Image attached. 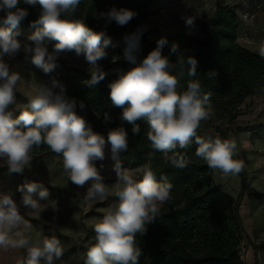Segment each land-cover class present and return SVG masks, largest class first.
<instances>
[{"label": "clouds", "instance_id": "clouds-1", "mask_svg": "<svg viewBox=\"0 0 264 264\" xmlns=\"http://www.w3.org/2000/svg\"><path fill=\"white\" fill-rule=\"evenodd\" d=\"M23 3L40 8L39 17L32 25L35 30L27 37L31 44H22L17 39L19 25L28 16V10L19 6L20 0H0V13H3L0 15V160L7 164L9 172L22 174L30 165L32 149L44 144L63 157V169L72 184L78 187L89 184L83 197L85 203L117 197V202L109 205L94 225L95 244L87 250L85 264H138L141 250L136 246V234L146 232V225L170 199L172 184L163 177L157 181L150 165L143 167L140 179L134 178L123 168L120 159V154L128 149L125 128L110 129L107 138L94 132L84 117L77 114L75 100L66 96L64 86L55 78L48 84L41 83L26 106L16 104L15 94L22 76L10 71L3 59L4 55L15 54L23 47L25 53L31 54L32 63L48 74L55 69L61 53L74 52L77 57L83 56L92 69L91 78L83 83L94 86L105 77L99 61L106 58L105 49L109 45L115 46L112 38L104 31H93L82 21L71 19L81 0H23ZM100 15L125 26L136 13L113 7ZM194 20L195 17H185L187 26H193ZM142 31L138 28L123 36L124 57L134 67L109 84L112 104L122 109L121 119L133 125L134 134L140 132L136 122L146 121L151 147L161 151L173 167L187 166L175 149L187 148L194 140L196 155L209 168L224 175L239 173L242 162L233 159L235 141L197 135L201 121L213 115L211 106L205 107L210 94L203 93L197 79H189L183 90L180 84L185 74L196 76L197 59L181 55L172 63L163 54L168 42L161 37L156 47L137 63ZM49 42H55L51 52L47 47ZM177 48L173 43L171 51L176 52ZM259 55L264 57V43L259 47ZM12 105L19 111L18 116L14 117L10 110ZM80 107H84L83 102ZM106 143L110 145L112 169L117 177L114 190L104 183L95 163L105 158ZM17 191L22 194L23 206L32 210L39 208L40 201L50 195L39 182L25 183ZM21 224L30 227L12 195L0 194V248H25L24 264L42 261L53 264L62 257L63 248L55 236L45 238L42 244H32L20 231L15 232L19 239L11 238L12 229Z\"/></svg>", "mask_w": 264, "mask_h": 264}, {"label": "trees", "instance_id": "trees-1", "mask_svg": "<svg viewBox=\"0 0 264 264\" xmlns=\"http://www.w3.org/2000/svg\"><path fill=\"white\" fill-rule=\"evenodd\" d=\"M171 1L81 0L71 19L82 21L93 31L106 32L115 46L109 45L105 49L107 56L101 67L105 72L103 80L94 86L78 85L65 93L68 98L75 100L77 114L84 117L94 132L107 138L110 129L121 126L125 128L128 133V149L120 154L123 168L143 169L150 165L157 181L163 177L172 184L170 199L160 207L154 220L146 225V232L136 234V246L141 250L138 264H246L242 259V249L247 237L240 217L243 193L234 200L214 183L213 169L196 155L197 144L194 140L187 148L175 149L187 166L173 167L165 161L161 151L151 147L147 139V122L138 120L136 123L140 132L134 134L133 125L121 119L122 109L114 106L110 99V88L106 83L117 80L120 74L134 67L124 57L123 36L138 28L143 29L137 54L139 63L156 47L158 41L150 40L147 31L152 6ZM19 6L26 8L29 13L19 28H34L33 22L40 13L39 5H26L20 0ZM113 7L133 10L136 16L127 25L119 26L115 21L109 22L100 15ZM198 29L199 34L196 36L177 33L166 37L168 43L162 51L172 63H176L181 55L197 59L196 76L185 74L180 82L183 90L189 79H197L203 93L210 94L205 107L210 105L213 115L201 121L197 135L205 138V133L213 127L216 119L226 118L225 125L217 130L222 140L235 141L236 153L238 143L230 133L240 134L252 130L253 124L240 125L236 121L242 114L239 109L247 99L264 96V57L239 44L241 19L237 7L223 0H217L213 16L200 22ZM173 43L178 45L176 52L171 51ZM81 102L83 108L80 107ZM263 117L264 112L257 121ZM48 153L54 152L47 145L41 144L34 147L30 154L39 156ZM240 174L245 186L246 174ZM141 177L142 174L138 179ZM87 236L89 246L79 264H85L86 252L95 244L94 226L88 230ZM254 255L257 263L256 249Z\"/></svg>", "mask_w": 264, "mask_h": 264}, {"label": "rangeland", "instance_id": "rangeland-1", "mask_svg": "<svg viewBox=\"0 0 264 264\" xmlns=\"http://www.w3.org/2000/svg\"><path fill=\"white\" fill-rule=\"evenodd\" d=\"M226 4L242 5L234 0H223ZM217 0H173L171 2L155 3L152 6V15L147 20V31L149 39L154 41L161 37H169L177 33L198 35V25L213 16ZM264 0L257 4L248 6L249 11L254 14L251 20H241V31L239 44L243 47L259 53V47L264 43V8L260 6ZM245 8V7H244ZM2 15V13H0ZM195 17L194 25L187 26L185 17ZM34 28H18L20 35L17 37L23 43L31 44L27 37ZM49 42L47 47L52 51L53 44ZM4 61L9 65L10 71L21 74L22 80L18 84L15 94L16 104L26 106L28 98L35 94L41 83L48 84L55 78L65 88V92L91 78L90 66L83 56L77 57L74 52L61 53L56 59V67L51 73H44L36 67L31 60V54L25 53L23 47L15 54H6ZM100 68L103 59L99 61ZM113 82L109 80L106 84ZM58 91V89H57ZM13 115L18 116L19 111L15 105L10 106ZM243 112L236 123L240 125L259 123L257 120L264 112V96L258 95L247 102L245 107L239 109ZM255 119V120H254ZM226 118H218L214 125L205 133L207 136L219 137L218 128L225 125ZM246 132L230 134L238 143V149L234 155L235 160L242 162L240 172L246 174L245 186L239 173L224 175L220 170L213 169V180L221 186L224 193L234 200L243 193L240 217L244 226L246 239L242 249V259L246 264H264V150L251 147V136ZM105 158L98 161L96 166L100 169L104 183L114 190L117 177L112 169L110 145L106 144ZM30 165L24 169L22 174L9 172L7 164L0 160V194L12 195L16 201L20 215L30 227L25 228L23 224L12 229L11 238L16 231L23 233L32 244L40 242L45 238L55 236L59 239L63 248V255L53 264H79L89 246L87 232L104 215V210L111 204L117 202V197L109 196L104 201L84 202V194L89 187L86 184L78 187L67 179L63 169V157L55 153L39 156L31 155ZM103 165V167H101ZM126 169V168H125ZM134 178L138 179L142 169H128ZM42 183L49 192L46 200L40 201V207L32 210L21 203L22 194L17 191L18 186L25 183ZM162 206V205H161ZM160 206V207H161ZM257 250L258 261L256 263L254 250ZM27 256L25 248H0V264H24ZM41 264H44L42 261Z\"/></svg>", "mask_w": 264, "mask_h": 264}, {"label": "crops", "instance_id": "crops-1", "mask_svg": "<svg viewBox=\"0 0 264 264\" xmlns=\"http://www.w3.org/2000/svg\"><path fill=\"white\" fill-rule=\"evenodd\" d=\"M262 8H264V6H262ZM252 98H256V96ZM252 98L247 99L241 107H245L247 102H249V100H251ZM248 134L251 136L250 138L251 147L256 148V150L259 149L264 150V118L256 125H253L252 130L250 132L245 133V135Z\"/></svg>", "mask_w": 264, "mask_h": 264}, {"label": "built area", "instance_id": "built-area-1", "mask_svg": "<svg viewBox=\"0 0 264 264\" xmlns=\"http://www.w3.org/2000/svg\"><path fill=\"white\" fill-rule=\"evenodd\" d=\"M236 1L237 3H240L242 5V9L243 10H239V6L238 5H234V4H229L233 7H237V11H238V15L240 17L241 20H247L249 17H251V20L254 18V14H252L249 9H248V6L251 5V4H257L258 1L261 2L263 0H234ZM260 6H264V3H260ZM245 7V8H244Z\"/></svg>", "mask_w": 264, "mask_h": 264}]
</instances>
